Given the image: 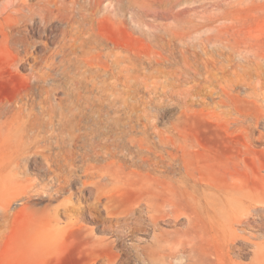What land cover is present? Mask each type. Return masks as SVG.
<instances>
[{
	"label": "bare ground",
	"instance_id": "obj_1",
	"mask_svg": "<svg viewBox=\"0 0 264 264\" xmlns=\"http://www.w3.org/2000/svg\"><path fill=\"white\" fill-rule=\"evenodd\" d=\"M119 1L37 0L31 4L29 0H14L0 18V50L12 54L10 73L28 65L34 81L31 90L13 101L0 103V215L6 220L9 215L23 214L34 240H58L60 234L56 236L48 230L57 222L58 212L68 219L64 231L71 234L82 229L77 215L88 213L97 220L101 216L92 211L102 207L105 210L102 230L111 233L117 243L127 237H135L137 241L130 248L133 261L123 260V264H264V212L259 211L264 209V200L249 190H244L242 196L227 194V204L222 203L220 208L215 202L210 203L209 208L215 211L213 215L209 214V208L202 212L192 210L181 231L174 230L169 236L160 229L156 233L160 220H178L179 215L176 207L169 212L163 209L175 201L172 194L158 193L153 181L157 176L167 183L172 180L176 159L182 161L185 175L190 177L183 151L189 140L179 131L174 134L157 131L155 115L152 116L155 112L151 114L147 110L151 103L157 108L165 99L175 97L184 103L185 110L197 111L194 95L198 88L194 86L198 84L191 78L193 81L184 86L181 80L190 70L196 74L188 54L192 48L196 51L201 47L204 57H193L202 61L201 77L207 87L200 92L201 98L196 99H202L207 122L215 127L214 132H204L206 143H212L216 151L232 152L226 158L230 161L218 162L219 167L225 163L237 167L239 140H249L247 128L255 121L253 117L241 118L235 113L238 93L236 96L233 92L238 87L244 88L250 102H259L261 111L256 119L264 116V55L253 50L249 41L247 44L237 37L231 40L228 34L219 35V47L212 44L213 48H209L208 39L207 43L203 41V46L200 40L197 47H194L197 43L193 46L190 41L192 48L187 52L185 48L190 47L183 38L180 40L183 46L186 44L185 48L179 47L176 38L175 43L172 41L173 32L170 33L168 25L162 26V30L169 28L166 32L169 31L170 38L166 41L161 31L158 39L164 38L166 42L155 41L159 47L156 56L110 48L107 39L95 33L93 21L102 5L108 10ZM189 22L184 21L183 25L188 26ZM205 24L208 26L210 22ZM54 30L56 33L52 35ZM31 33H40L42 39L33 40ZM213 38L211 41L217 37ZM172 42L177 43L178 49L183 47L176 50L181 53L176 62L173 61L176 45ZM245 42L247 45H242ZM48 43L53 46L49 47ZM38 47L44 51L35 55L34 49ZM214 81L217 88L213 94L217 98L210 103V86ZM216 108H222L220 113ZM229 112L230 117L223 125L221 116ZM245 144L250 147L249 143ZM178 148L181 153L174 151ZM29 168L36 170L35 176L30 175ZM144 175L150 179L145 180ZM122 177L123 190L139 194L132 205L112 213L107 202L102 201L112 198L108 186L114 180L120 183ZM71 188L76 191L72 192ZM59 196L62 198L53 203ZM43 198L48 201L37 206V200ZM13 199L19 202V207L11 212ZM82 200L86 202L83 205ZM255 214L258 220L254 219ZM150 231L153 239L146 241L145 234ZM91 240L102 250L110 247L103 238ZM60 249L58 259L62 264L74 250ZM80 253L79 259H84ZM245 255L247 261L241 259ZM98 264L115 263L103 254Z\"/></svg>",
	"mask_w": 264,
	"mask_h": 264
},
{
	"label": "rangeland",
	"instance_id": "obj_2",
	"mask_svg": "<svg viewBox=\"0 0 264 264\" xmlns=\"http://www.w3.org/2000/svg\"><path fill=\"white\" fill-rule=\"evenodd\" d=\"M13 1L14 0H0V18L12 7ZM36 2L37 0H29L31 4H35ZM94 17L93 28L95 33L107 39V44L110 48L116 49L117 47L123 49V52L131 53L136 51L141 56H149L150 54L154 56L159 48L158 46L157 48L154 43L161 39H158V36L161 31H163L164 33L163 35L161 33V35L162 37L165 36V39L172 32L176 34V36H174L173 33L170 35L173 38L172 41L176 38L175 40L179 47L183 44L180 38H183L182 40L186 42L188 45L187 47H190V45L194 46L195 43L197 44L194 47L201 45L199 44L200 40H202L200 41V43H202L201 46H203V41L206 43L209 41L207 44L208 47L211 46L209 48L215 46L219 47V42L217 41L219 40V35L228 34L227 38L231 40L237 37L243 38L246 42L249 41L252 44L249 42H247V44L249 43L253 50L264 55V0H120L117 5L111 6L108 10H105L102 5L101 9L97 11ZM203 19L205 21H203ZM191 20H193V22ZM195 20L197 22H195ZM198 20H200L199 24ZM184 21H190L194 27H192L190 22L188 26H186L187 23L183 25ZM209 22L210 25L207 26L205 23L209 24ZM156 24L158 27H156ZM165 25H168L167 27L170 28L169 31L171 32L169 34V31L166 32L169 28L167 29L166 27L165 31L162 30ZM177 26L179 27L177 28ZM159 27L160 29H158ZM194 28L197 30L199 29L198 31L200 32L197 30L194 32ZM185 29H188L192 34L190 33V35ZM156 32H158L157 36L155 35ZM186 32H188L187 34H189L190 37ZM52 33V35H54L56 30ZM177 35L179 37H177ZM30 36L33 40L42 39L40 33H31ZM155 36L158 40L155 39ZM215 36L218 39L215 38L216 42L212 40L215 42L212 43L211 39H214L213 37ZM168 38H170V36ZM177 38H179L180 42ZM151 39H153L154 42ZM162 40H164V38L160 41ZM167 40L168 39H166V41ZM184 40H188V42ZM239 40L241 41V39ZM166 41L164 40V42ZM173 42V46L176 45L174 46L175 51H179L186 46V44L185 46L182 45L183 47L178 49L176 48L178 46L177 43L174 44L175 42ZM246 42L242 45H245ZM212 44L214 45L213 47ZM48 46L52 47L53 44L48 43ZM151 47L152 49L155 48L153 50L154 52ZM191 48L192 46L188 49L185 48V50L188 52ZM191 50L193 51V48ZM191 50L189 51L190 54L186 53V51L184 53L189 55V57H187L190 61L193 60L192 66L195 67V72H197L195 74L190 72L192 71L190 70L189 75H187L188 77L190 76L189 79L185 76L184 79L181 80V83L185 86L187 83L194 80L198 84H195L197 87L194 86L195 89H200L196 90L199 96H196L198 94L194 92L196 94L194 95V101L196 103H194V107L197 111L185 110V107L182 105L184 103L177 101L175 97H170L169 100L165 99L162 101L165 107L160 103V105L158 104L159 106L157 105V108H154V105L151 103L150 107H153L155 110L149 109V106L147 108L149 113L155 112V114H151L152 116L155 115V117L153 116V121L157 131L160 130V132H163L166 130L163 132L166 134L169 133L168 131L172 134L179 131L186 137V141L189 140L186 142L189 148L186 145L183 151L185 153L186 168L191 173L190 177L185 175V167H183L182 161L176 159V164L174 163L173 166L172 180L167 183V180L163 177L157 176V179L153 181L158 193L172 194L171 199L173 202L175 201L174 204L166 205L163 209L169 212V210L176 207V214L179 215L178 220L169 218L160 220L157 223L156 233L159 232L160 229L167 236L171 235V232L174 230L181 231L185 228L188 221L187 215H191L192 210L202 212V209L209 208L208 205L214 202L218 208H220L222 203L227 204V194L242 196L244 190H249L251 194H255L264 200V116L261 115V118L256 119L260 116L259 113L261 111L258 105L259 102L257 104L250 102L246 97L245 89L242 87H238L234 90L233 93L235 95L238 93V96L236 95L237 97L235 98V113L241 118L253 117L255 122L251 128H247L251 136V139L249 138L250 142L247 139L250 147L244 146L247 140H243L242 138L239 140V149L237 151L238 158L236 160L239 165L234 167L225 163L219 167L218 165L221 163L218 162L230 161V159L227 160L226 158L230 157L232 152L227 150H217L219 151L217 152L212 143H206L204 132L207 130H209V132H214L215 127L212 122L210 124L207 122V118L204 115L205 111L201 106L203 104L201 101L202 99H196V97L201 98L200 92L204 91L203 88L205 89V87H207V84L201 77L202 61L199 60L204 57V51L201 47H197L196 51H193V53ZM42 51H44V49L38 47L34 49V54L38 55L42 53ZM175 51H173V53ZM190 55H192V58H190ZM193 55L200 56L198 59L199 61L197 60L198 56L195 60V56L193 57ZM173 56L175 58V60H173L174 62L179 61L181 53L179 54V52L177 53L176 51ZM101 59H103V56ZM11 62V52L8 50H0V79L2 77L4 78V81H0V103L13 101L28 90H31V88H34V81L30 75L29 66L25 65L18 68V71L10 73L9 67ZM196 63L199 65L197 66ZM169 65L171 67H176V64ZM193 74L194 77L196 75L195 78ZM191 78L193 79L192 81ZM201 80L205 84H203ZM210 87L212 96L208 101L213 103L217 98L214 92L217 88V83L214 81ZM213 92L215 94H213ZM173 100L176 101L173 102ZM221 109L216 108L215 111H219L218 113H220ZM230 114V112L222 114L221 117L223 119L221 121L223 125L226 123L225 119L230 117ZM207 145H211L212 147ZM178 149L174 151L181 153V149ZM215 155H218L219 158ZM234 168H237V170L235 171ZM29 173L35 176L37 172L29 168ZM144 179L148 180L150 176L144 175ZM121 180L120 183L114 180L108 186L111 189L108 194H111L112 198L110 197L108 201H102V203L107 202L108 211L112 213L121 212L123 208L132 205L137 198V194H139L127 189L123 190V177ZM115 189L118 190L116 191ZM71 191L75 192L76 189L71 188ZM61 198L62 197L59 196L57 200L52 202L57 203ZM47 201L48 200L44 198L43 200H37V206L40 207ZM71 201L74 202L75 199L72 198ZM85 203V201H81V205ZM18 207L19 202L13 199L10 207L11 212L15 211ZM192 207H194V209H192ZM259 208L260 207H258V209ZM98 209L100 210L92 211V213L101 216L97 220H93L91 214L88 213L77 215L80 218L79 221L82 225V229L71 234H66L64 231L68 219L61 212H58L55 216L57 222H53L48 228L49 232H54L56 236L60 234V238L57 237L58 240H40V238L34 240L31 233L28 232L27 219L23 214L14 216L9 215L7 217L8 219L5 218L7 221L3 220V217L0 215V264H61L60 259H58V251L62 250L60 248L64 247L73 248L71 250L74 251L71 255L67 256L65 263L62 262V264H98L103 254H107V256L113 259L115 264H123V260L132 262L133 259L131 258H134V255L130 248L132 244L137 243L135 237H127L123 241L117 243L115 237L111 233L102 230V218L105 216V210L102 207ZM260 209V212H264V209ZM217 212H219V209H217ZM209 214L213 215L215 211L209 208ZM72 215L74 216L73 213ZM254 219H259L257 218V214L254 215ZM145 237L146 241L153 239L152 232L150 231L148 234H145ZM91 238H103L105 243L110 244V247L102 250L93 243ZM61 244L62 246L60 247ZM75 247L77 249H74ZM80 251L84 254V259H79L81 256ZM247 258L248 255H245L241 259L247 261Z\"/></svg>",
	"mask_w": 264,
	"mask_h": 264
}]
</instances>
